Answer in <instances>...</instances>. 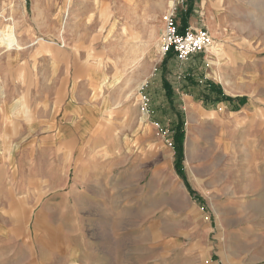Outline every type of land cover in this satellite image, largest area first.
Masks as SVG:
<instances>
[{
  "label": "rangeland",
  "instance_id": "374dc122",
  "mask_svg": "<svg viewBox=\"0 0 264 264\" xmlns=\"http://www.w3.org/2000/svg\"><path fill=\"white\" fill-rule=\"evenodd\" d=\"M65 1L0 0V264H264V0L209 4L225 8L227 27L212 46L247 61L234 71L257 70L231 90L208 50L190 66L164 55V19L179 23L183 0H72L71 12ZM36 83L39 117L77 99L82 113L57 128L58 142L43 128L10 158L21 121L35 127L20 116L14 137L5 118L22 97L34 110ZM228 91L246 93L257 111L236 120L220 105Z\"/></svg>",
  "mask_w": 264,
  "mask_h": 264
},
{
  "label": "crops",
  "instance_id": "0c3cea01",
  "mask_svg": "<svg viewBox=\"0 0 264 264\" xmlns=\"http://www.w3.org/2000/svg\"><path fill=\"white\" fill-rule=\"evenodd\" d=\"M212 3L211 0H183L182 4V8H180V12H179V15H178V18H179V27H180V31L181 32H184L186 29H206L209 31V33L211 34V36L213 37V40L216 41L217 43L219 44H222L225 42V40L223 39L224 37H221V36H225V31H227V27H226V21L223 19V15H224V11L225 8H215V7H209V4ZM207 7V9H206ZM204 17H210V20L212 23L208 22V20ZM208 23H207V22ZM227 37L225 36V39ZM226 44V43H225ZM169 55H173V53H170ZM199 54L197 55H194L192 57L189 58V60H187L186 62H180L176 55L174 54L173 55V58H174V62H176L177 64L180 63V64H185L187 62H190L191 63H195V61H193L195 59V57L197 58ZM256 62L258 63L260 69H264V59H261L260 61L256 58ZM190 62H189V66H190ZM226 65L223 66V69L226 71V73H223V78L224 80H232L234 82H237L238 80L240 79H255L256 76H257V70L256 68H253L251 69L250 67H248L249 69L247 71H234V70H237L240 66L239 65H244L246 62L242 63L241 61H235V62H228L226 61ZM49 64H50V61H49ZM187 68V67H186ZM190 68V67H189ZM196 68V66H195ZM188 70V68H187ZM91 71V70H89ZM195 72V70H194ZM212 72V71H211ZM212 75H215L213 72L211 73V76ZM207 78V76H206ZM210 79H213V77H209ZM220 78V77H219ZM91 79H95V76L93 74H89L88 76V79H86V83H83V85H86V89L90 92L89 96H91L92 94V88H90V84L91 83ZM55 81H57V78L53 77L51 78L50 80H47L46 81V86H53L55 84ZM115 81V80H114ZM113 81V82H114ZM112 83V82H111ZM117 83V82H115ZM64 85H66V82H63ZM149 84V87H148V95H152V91H153V88H151L153 85H154V78L153 79H150V82H148ZM216 84V83H215ZM37 85V86H36ZM209 87V85H207ZM219 83H217V88H216V91L217 89H219ZM67 87V86H66ZM204 87L206 86H203L202 89H204ZM207 87V88H208ZM50 88V90H47L43 93L44 96H51V95H54V92H52L53 90V87H48ZM78 87L77 86H74V85H69L68 88H67V95L66 97H71L72 99V96L74 95L75 97H77L78 95ZM204 91V90H203ZM7 92V91H6ZM205 92V91H204ZM230 91L228 92H225L226 94V99L222 100L223 102L220 103V105L222 107H224V110L227 109L226 111L230 114V115H233V116H237V119L236 120H240V119H246L248 120L249 118V114H251V111L256 110L255 107H253L252 103H250V98L249 96L246 94V93H241V94H234V93H229ZM29 94L30 95H35L36 97V106L34 107V110H31L29 105V111L28 113H33V124H34V127H35V130H33L32 132H29V130L26 128V125L23 121L22 122V127L25 128V130L23 131V133L19 136V139L16 140V141H10L8 143H11L13 146L16 147V149H14L13 153H12V157L13 155L19 150L20 148V143H26L28 141H31L33 140V138L35 136H38L39 133H41L40 135H42L43 133V128H48L50 127V130L49 131H45L44 132V137H50V140L52 142H58L59 141V136H58V133H57V128H60V127H65V126H71V121L73 120H77L78 121V118H77V114L76 112L78 113H82V108L83 106H80L79 104V99H77V101H73L71 100L70 102H68V104L66 102V100H64L63 104H65V106L63 105L62 107L59 106V108H52L51 110V113L50 115L47 117V118H43V117H39L38 116V83L35 84V87L34 89L32 88L30 91H29ZM8 95V94H7ZM22 95V94H21ZM223 95H219V94H215V97H222ZM52 97V96H51ZM198 99L199 101H202V95L199 94L198 95ZM259 98V96H258ZM16 100H19V99H15L13 101V109H17L19 107H22L23 106L20 104H15V101ZM257 101V100H256ZM43 102V101H41ZM261 102V101H260ZM203 103V101L201 102ZM72 105V107L70 106ZM259 107L262 108V104L259 103ZM91 108V107H89ZM20 112V113H19ZM22 113V114H21ZM25 110L24 108L21 109V110H18L17 109V112L13 114V116L11 117L10 116V119L13 120V121H8V124H11L13 125L14 130L12 134H14V137L17 136L15 135V132H17L18 130V127H20L19 123L18 125L16 124V122L14 121L16 118L20 117L21 118H25L24 117V114H25ZM146 114V113H145ZM9 119V118H8ZM7 118H5V121L8 120ZM19 121V119H18ZM25 121L28 122L26 124H28L29 126L31 125L29 123V121L25 118ZM144 122L149 124L150 126H152L150 128V131L151 133H153L155 131L154 129V126L157 124L159 125V122L158 121H155L153 119V115H152V112H149L145 115V118H144ZM7 123V122H6ZM156 123V124H155ZM39 125V127H38ZM91 126V119H90V123L88 124V128ZM54 127V128H52ZM54 129V130H53ZM149 129V127H148ZM5 137L6 138H9V134L8 133H5ZM86 137H87V134H86ZM73 138V137H70V139ZM76 139H79L80 138L78 137V135L75 136ZM62 139H69V137H62ZM84 141V140H83ZM10 153V152H9ZM64 173L62 172V175Z\"/></svg>",
  "mask_w": 264,
  "mask_h": 264
},
{
  "label": "built area",
  "instance_id": "2783aa9c",
  "mask_svg": "<svg viewBox=\"0 0 264 264\" xmlns=\"http://www.w3.org/2000/svg\"><path fill=\"white\" fill-rule=\"evenodd\" d=\"M162 49L164 55L174 52L180 62H186L190 57L207 53L214 40L207 29H186L180 31L175 20V14L166 16Z\"/></svg>",
  "mask_w": 264,
  "mask_h": 264
},
{
  "label": "bare ground",
  "instance_id": "6f19581e",
  "mask_svg": "<svg viewBox=\"0 0 264 264\" xmlns=\"http://www.w3.org/2000/svg\"><path fill=\"white\" fill-rule=\"evenodd\" d=\"M71 3H72V0H66L65 1V6H64V12H67L68 10H69V7H70V5H71ZM73 4V3H72ZM68 12H71V11H68ZM3 12H0V18H2V16H3V14H2ZM69 15V14H68ZM66 17V16H65ZM3 18H4V16H3ZM166 19H167V17L164 19L165 21H166ZM67 20V19H66ZM70 21H71V19H70ZM62 21L60 20V23H61ZM69 22V21H68ZM2 23H3V20H2ZM62 23H64V22H62ZM69 25V24H68ZM0 28H1V23H0ZM165 30V29H164ZM3 31V30H2ZM6 31V30H5ZM65 32H67L66 31V25H64V24H61V29H60V31H59V37L61 38V40H64V34H66ZM0 34H1V31H0ZM2 35V34H1ZM164 35V34H163ZM78 36V40H79V38H80V35H77ZM3 37V36H2ZM58 37V36H57ZM1 39V38H0ZM7 39V38H6ZM2 40V39H1ZM77 40V41H78ZM64 42V41H63ZM42 43H44V42H42ZM6 44V43H5ZM32 45V44H31ZM139 45V44H138ZM15 47L17 48H15L16 49V51L17 52H19V51H22V46H20V45H17L16 46V44H15ZM34 47V46H33ZM41 48L42 49H40V50H43V49H45L46 48V45H45V43H44V45H41ZM12 48L11 47H7V52H9L10 50H11ZM1 50V49H0ZM14 50V49H13ZM24 50V49H23ZM2 51V50H1ZM162 51H163V49H162ZM208 52H209V54H210V57H212L213 58V60L214 61H212L211 63L212 64H210V65H216V68L218 69V71H220V74H221V68L223 67V65L225 64V62H226V57L224 58L223 57V55H222V49H221V47L220 46H217V45H214V46H212V48H210V49H208ZM164 53V52H163ZM3 55H4V53H3ZM1 56V55H0ZM8 56V55H7ZM9 57V56H8ZM7 57V58H8ZM2 59V58H1ZM0 59V60H1ZM189 60V59H188ZM2 61V60H1ZM213 69V68H212ZM117 75H119V73L117 74ZM116 76V75H115ZM219 77H220V80L226 85V87H229L230 88V90H231V88L233 89L234 88V86H233V83L230 81V80H224V79H222L223 77L221 76V75H219ZM117 80H118V77L115 79V81L113 82V83H115V82H117ZM102 81L104 82V83H106V79H102ZM112 84V83H111ZM142 84H143V82H142ZM141 84V85H142ZM7 90H6V87H5V81L3 80V77L1 76V73H0V98L1 99H6L7 98V92H6ZM232 92H233V90H232ZM23 95V94H22ZM15 104H18V105H22L23 106V108H24V110H25V114H24V117L29 121V123L31 124L32 123V121H33V115L31 114V113H28V111L30 110L29 109V107H28V105H29V103L26 101V99H25V97H22V98H20L19 100H16L15 101ZM30 112V111H29ZM20 113V112H19ZM22 114V113H21ZM144 115V114H143ZM213 115H215V114H212L211 116H213ZM10 119V117H7V119ZM142 117H141V121H142ZM144 121V120H143ZM26 123H28V122H26ZM19 139V138H18ZM15 141V140H14ZM13 141V142H14ZM17 142V141H16ZM10 144V147L8 148V152H10L9 153V156H10V158L12 157V153H13V151H14V149H16V147L15 146H13L11 143H9ZM9 146V145H8ZM178 187V186H177Z\"/></svg>",
  "mask_w": 264,
  "mask_h": 264
},
{
  "label": "trees",
  "instance_id": "16d2710c",
  "mask_svg": "<svg viewBox=\"0 0 264 264\" xmlns=\"http://www.w3.org/2000/svg\"><path fill=\"white\" fill-rule=\"evenodd\" d=\"M180 134H181V133H180ZM180 134H179L178 140H179V141H182ZM178 154H179V157H180V159H181L182 156H183V151H182V149H181V145L179 146Z\"/></svg>",
  "mask_w": 264,
  "mask_h": 264
}]
</instances>
